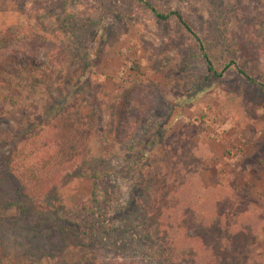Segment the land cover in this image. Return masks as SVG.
Wrapping results in <instances>:
<instances>
[{"label":"rangeland","instance_id":"obj_1","mask_svg":"<svg viewBox=\"0 0 264 264\" xmlns=\"http://www.w3.org/2000/svg\"><path fill=\"white\" fill-rule=\"evenodd\" d=\"M145 2L235 64L211 77L191 34ZM235 65L264 83V0H0V80L17 101L0 103L3 255L264 264V93ZM15 152L75 160L39 209Z\"/></svg>","mask_w":264,"mask_h":264},{"label":"trees","instance_id":"obj_2","mask_svg":"<svg viewBox=\"0 0 264 264\" xmlns=\"http://www.w3.org/2000/svg\"><path fill=\"white\" fill-rule=\"evenodd\" d=\"M145 5L150 8L153 14L162 20H167L171 17V15L175 16L177 21H179L185 30L191 34L195 42H197L199 48L203 51V58L207 65V70L209 75L212 77H220L222 74L228 70L231 66L235 64L234 61L230 60L223 67L218 68L215 66L212 58L205 51V45L202 41L201 37L196 33V31L183 20L182 15L178 11H173L169 13H164L158 11L154 6L150 5L149 2H145ZM238 72L251 84L257 85L260 90L264 93V83H257L256 80L243 68L235 65ZM37 74H41L37 69ZM0 103H7L15 106L17 101L15 99V95L12 93L11 89L5 87V83L0 80ZM1 112V110H0ZM117 120H121L122 109L118 108L116 112ZM141 117H143L141 115ZM122 128L126 127L125 124H121ZM6 136V135H5ZM3 133H0V142L2 140H6ZM50 154V153H48ZM22 153L14 154L11 159L15 164L12 166V171L14 178L16 179V183L19 187L20 194L29 199L36 209L40 208V204L42 199L49 191L51 187L57 182L63 172L69 171L74 168L75 160L72 156H63V155H54L47 156L41 155L37 159L32 162H27L25 159H22L21 162H18V158H21ZM56 157V158H52ZM17 160V161H16ZM15 165V166H14ZM197 234H191V238H194ZM0 264H22L20 259H15L8 255H3L0 251Z\"/></svg>","mask_w":264,"mask_h":264}]
</instances>
